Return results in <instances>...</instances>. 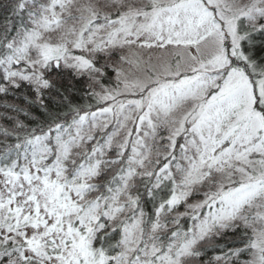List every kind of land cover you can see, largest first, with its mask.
<instances>
[{
	"label": "snow or ice",
	"instance_id": "1",
	"mask_svg": "<svg viewBox=\"0 0 264 264\" xmlns=\"http://www.w3.org/2000/svg\"><path fill=\"white\" fill-rule=\"evenodd\" d=\"M0 264H264V0H0Z\"/></svg>",
	"mask_w": 264,
	"mask_h": 264
}]
</instances>
